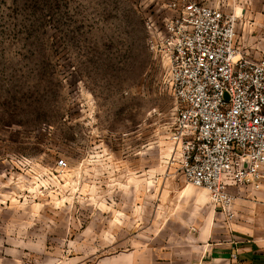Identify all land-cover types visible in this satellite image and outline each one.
Masks as SVG:
<instances>
[{
    "label": "rangeland",
    "instance_id": "1",
    "mask_svg": "<svg viewBox=\"0 0 264 264\" xmlns=\"http://www.w3.org/2000/svg\"><path fill=\"white\" fill-rule=\"evenodd\" d=\"M156 3L0 0V264H190L207 219L264 264V185L229 219L171 161Z\"/></svg>",
    "mask_w": 264,
    "mask_h": 264
},
{
    "label": "built area",
    "instance_id": "2",
    "mask_svg": "<svg viewBox=\"0 0 264 264\" xmlns=\"http://www.w3.org/2000/svg\"><path fill=\"white\" fill-rule=\"evenodd\" d=\"M156 6L157 16L146 21L147 44L174 99L171 161L232 219L233 190L264 185V58L236 45L237 18L227 0Z\"/></svg>",
    "mask_w": 264,
    "mask_h": 264
},
{
    "label": "crops",
    "instance_id": "3",
    "mask_svg": "<svg viewBox=\"0 0 264 264\" xmlns=\"http://www.w3.org/2000/svg\"><path fill=\"white\" fill-rule=\"evenodd\" d=\"M230 5L237 18L238 48L252 59L264 58V0H230ZM218 227L214 219L199 220L193 227L190 264H260L257 250L240 248L225 222Z\"/></svg>",
    "mask_w": 264,
    "mask_h": 264
},
{
    "label": "bare ground",
    "instance_id": "4",
    "mask_svg": "<svg viewBox=\"0 0 264 264\" xmlns=\"http://www.w3.org/2000/svg\"><path fill=\"white\" fill-rule=\"evenodd\" d=\"M207 192V191H206ZM208 193V192H207ZM203 199H206V197H203Z\"/></svg>",
    "mask_w": 264,
    "mask_h": 264
}]
</instances>
